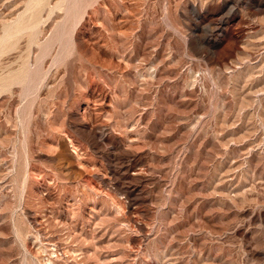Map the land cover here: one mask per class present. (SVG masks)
Returning a JSON list of instances; mask_svg holds the SVG:
<instances>
[{"label":"rangeland","instance_id":"374dc122","mask_svg":"<svg viewBox=\"0 0 264 264\" xmlns=\"http://www.w3.org/2000/svg\"><path fill=\"white\" fill-rule=\"evenodd\" d=\"M0 264H264V0H0Z\"/></svg>","mask_w":264,"mask_h":264}]
</instances>
